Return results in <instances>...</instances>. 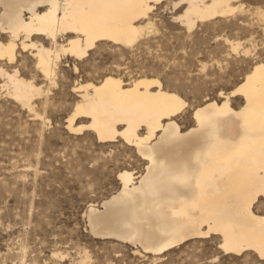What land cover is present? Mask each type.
<instances>
[{
    "label": "bare ground",
    "instance_id": "6f19581e",
    "mask_svg": "<svg viewBox=\"0 0 264 264\" xmlns=\"http://www.w3.org/2000/svg\"><path fill=\"white\" fill-rule=\"evenodd\" d=\"M163 1L0 0L1 86L33 109V98L48 91L36 74L54 84L63 61L71 59L79 73V62L101 41L132 46L153 29L150 12ZM234 1L169 2L171 8L184 3L173 18L190 31L198 21L244 10ZM256 14L264 18L263 11ZM225 42L235 52L241 46ZM26 50L35 70L29 77L16 67ZM71 90L76 98L66 121L69 132L87 128L99 142L119 139L145 161L143 172H119L120 188L99 208L89 204L90 232L131 242L133 253L157 258L209 234L219 235L225 252L250 249L264 257V215L255 209L264 196V59L229 92L194 107V124L187 128L177 122L187 102L158 77L125 81L107 74L76 81ZM235 96L243 99L238 107Z\"/></svg>",
    "mask_w": 264,
    "mask_h": 264
},
{
    "label": "rangeland",
    "instance_id": "374dc122",
    "mask_svg": "<svg viewBox=\"0 0 264 264\" xmlns=\"http://www.w3.org/2000/svg\"><path fill=\"white\" fill-rule=\"evenodd\" d=\"M169 1L155 4L153 29L132 46L101 41L79 62V73L71 59L63 61L54 84L36 74L48 91L33 98L31 110L7 93L0 75V264H264L250 249H219L217 234L190 238L157 258L133 253L131 242L90 232L89 204L99 208L120 188L119 172H143L145 161L119 139L99 142L87 128L68 131L76 81L107 74L125 81L158 77L187 102L177 117L187 128L194 124V107L229 92L264 59V18L256 14L264 12V0H235L244 10L198 21L190 31L173 18L184 3L171 8ZM225 39L240 42L239 50L232 51ZM20 54L16 67L32 76L29 50ZM231 100L235 107L243 102L240 96ZM255 203L264 215V196Z\"/></svg>",
    "mask_w": 264,
    "mask_h": 264
}]
</instances>
